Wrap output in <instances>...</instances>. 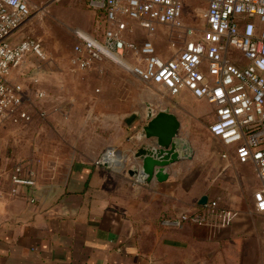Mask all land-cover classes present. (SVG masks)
Wrapping results in <instances>:
<instances>
[{
	"label": "crops",
	"instance_id": "crops-1",
	"mask_svg": "<svg viewBox=\"0 0 264 264\" xmlns=\"http://www.w3.org/2000/svg\"><path fill=\"white\" fill-rule=\"evenodd\" d=\"M104 62L114 64L102 60L90 70ZM66 91L63 103L55 100L53 110L59 111L47 123H32L54 133V143L49 148L38 145L35 153L51 157L55 166L37 170L22 160L20 175L28 178L33 171L35 184L18 186L10 179L11 167L0 166V264H264V213L255 208L253 193L260 182L254 166L238 163L233 148L208 128L207 135L219 146L193 137L196 125L213 121V105L188 92L168 96L158 110L177 117L193 155L166 166L165 180L147 181L128 173L139 164L135 150L143 142H155L136 138L146 123L145 113L135 111L124 118L117 113L115 119L111 111L107 118L99 105L104 95L100 100L90 89ZM90 98L95 101L89 103ZM107 100L110 110L121 109L119 95ZM200 104L209 110L201 111ZM152 106L157 112V105ZM107 127L113 128L109 136ZM108 148L117 152V169L95 164ZM63 160L65 166L60 167ZM209 164L220 170H201ZM14 187L16 194L11 192ZM204 195L207 200L220 197L231 213L227 224L213 220L180 228L161 225L164 217L198 210Z\"/></svg>",
	"mask_w": 264,
	"mask_h": 264
},
{
	"label": "built area",
	"instance_id": "built-area-1",
	"mask_svg": "<svg viewBox=\"0 0 264 264\" xmlns=\"http://www.w3.org/2000/svg\"><path fill=\"white\" fill-rule=\"evenodd\" d=\"M194 1L205 5L202 26L184 23L185 0H86L90 9L100 12L105 26L101 37L76 28L69 62L78 71H88L108 60L166 96L188 92L213 105L208 130L233 148L238 163L254 166L260 182L253 193L255 208L264 213V0ZM30 14L27 0H0V124L25 126L34 120L26 105L24 69L30 56L44 55L39 40L16 39ZM158 26L168 28L180 41V45L176 40L169 43L170 56L160 54L149 38H131L136 28L151 36ZM28 84L37 99L46 97L37 87L38 77L29 78ZM46 112L38 108L36 116L45 119ZM106 155L117 158L116 150L108 148L95 164L115 165L105 161ZM23 168L21 161L10 168L12 183L35 184V173L23 178ZM11 192L16 194L17 189ZM230 219V210L215 197L194 212L164 217L160 223L180 228L213 220L225 225Z\"/></svg>",
	"mask_w": 264,
	"mask_h": 264
},
{
	"label": "rangeland",
	"instance_id": "rangeland-1",
	"mask_svg": "<svg viewBox=\"0 0 264 264\" xmlns=\"http://www.w3.org/2000/svg\"><path fill=\"white\" fill-rule=\"evenodd\" d=\"M27 2L31 14L21 25L16 39L29 37L39 40L44 55L43 58L30 56L24 69L27 87L26 105L33 114L35 121L33 120L25 126L8 123L0 124V166L9 169L22 160L37 168V170L38 168L49 170V168L55 166L56 161L51 157L41 158L39 154L35 153L38 145L49 148L50 144L54 143L50 139V135H54V133L51 134L50 128L43 130L40 126L35 128L33 124L42 125L47 123L52 118V114L59 111L58 109L53 110L54 102L58 98L59 102L63 103L62 98L64 97H62V94L66 93V90L76 93L77 89H90L94 96L99 97L100 100H103L101 98L104 95L105 101H99V105L105 109L103 113H106L107 118H110L109 113L111 111H113L115 119H117V113H119L120 118H124L127 114L135 111L140 114L145 113L147 103L157 105L156 110L165 106L168 96L163 91L131 76L126 73L128 71L115 64L104 62V65H101L98 69L90 70L89 72L92 74L85 76L81 74L86 71H78L71 65L69 60L73 45L76 42L74 30L76 28L82 29L95 37H99L105 26L102 15L90 9L86 0H27ZM204 16L205 5L194 0H185V24L196 27L202 26ZM147 35L135 30L131 38L135 39L136 37L135 40L141 41L146 39ZM150 38L155 43L157 51L165 56L172 54L169 44L171 41L176 40L177 45H180L175 33H171L165 26H158L156 32ZM33 76L39 79L37 87L46 92L44 99H37L32 93L33 90L29 86L28 80ZM116 95H119L122 107L117 111L110 110V102L107 99ZM77 97H80V94H77ZM93 101H95V98L88 100L89 103ZM198 107L201 111L210 108L204 104H200ZM38 108L47 111L45 119L36 116ZM89 113L92 117V111ZM115 122L112 123L116 124V126L112 125L113 128L117 127ZM210 123L205 122V124L196 125L193 128V137L201 138L203 143L217 147L219 145L207 135V128ZM112 127L105 128L106 136H109L112 132ZM45 131L48 133H44ZM181 136L183 135L181 134ZM65 162L66 160H63L60 167H64ZM103 166L108 165L103 164ZM111 168L117 169V164L111 166ZM201 170H220V168L215 165L209 169L202 167ZM43 173L45 175V172Z\"/></svg>",
	"mask_w": 264,
	"mask_h": 264
},
{
	"label": "water",
	"instance_id": "water-1",
	"mask_svg": "<svg viewBox=\"0 0 264 264\" xmlns=\"http://www.w3.org/2000/svg\"><path fill=\"white\" fill-rule=\"evenodd\" d=\"M145 120L138 137L140 139L155 138L153 145L143 142L134 152L133 157L139 164L128 171L131 176H144L149 181L166 179L165 167L181 160L191 159L193 148L189 140L181 136V124L177 117L167 111H154L151 103L146 104ZM207 196H202L200 205H204Z\"/></svg>",
	"mask_w": 264,
	"mask_h": 264
},
{
	"label": "bare ground",
	"instance_id": "bare-ground-1",
	"mask_svg": "<svg viewBox=\"0 0 264 264\" xmlns=\"http://www.w3.org/2000/svg\"><path fill=\"white\" fill-rule=\"evenodd\" d=\"M104 159H105V161L108 160L109 162H112V163L114 162L113 164H117V158L116 157L115 158L114 157L112 158L111 156H107L106 155Z\"/></svg>",
	"mask_w": 264,
	"mask_h": 264
}]
</instances>
